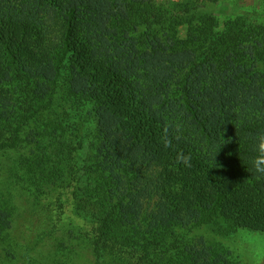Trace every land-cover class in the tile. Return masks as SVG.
<instances>
[{"label": "trees", "instance_id": "obj_1", "mask_svg": "<svg viewBox=\"0 0 264 264\" xmlns=\"http://www.w3.org/2000/svg\"><path fill=\"white\" fill-rule=\"evenodd\" d=\"M259 5L221 25L181 1L0 0V154L31 143L21 164L35 190L77 184L74 209L98 251L88 264L115 240L133 249L129 264H217L220 252L190 254L179 234L166 242L173 212L188 204L234 221L255 204L264 217V176L252 166L264 135ZM157 169L170 201L158 218L133 184Z\"/></svg>", "mask_w": 264, "mask_h": 264}, {"label": "rangeland", "instance_id": "obj_2", "mask_svg": "<svg viewBox=\"0 0 264 264\" xmlns=\"http://www.w3.org/2000/svg\"><path fill=\"white\" fill-rule=\"evenodd\" d=\"M173 1L189 6L196 4L198 11L209 12L215 23L222 25L230 18L257 11L261 0H221L217 3L208 0H157L163 5ZM185 33L186 26H183L181 36ZM26 132H31L27 136L31 138L32 131L27 129ZM5 138V134H0V142L6 141ZM30 151L31 143H28L26 149L0 154V236L4 235L0 239V255L5 253L6 259L0 264H24L23 254L28 257L25 264H88L89 260H95L94 253L98 254V251L90 247V239L95 234L94 226L74 209L77 184L69 185L65 181L69 179L64 175L66 179L48 181L40 191L35 190L21 164L24 155ZM149 172L139 175L141 179L133 182L134 190L145 209L148 207L151 214L158 218L165 211L163 206L170 209V201L166 198L169 186L161 180V169ZM187 194L190 195V192ZM254 206L252 213H238L239 216L232 221L224 217H206L188 204L182 205L173 212L179 223H174V233H169L166 242H172L179 234L185 241L188 239L183 247L190 254L202 250L207 255L220 252L217 264H264V232L259 230L264 228V217H259ZM233 212L237 213L236 210ZM43 228H51L55 232L54 237L43 240V236H37ZM115 241L120 246L115 242L106 246L101 252L105 253V258H98L100 264H129L127 257L133 249ZM174 247L171 246L168 253L175 255ZM158 256L142 260L144 255H140L134 260L165 264Z\"/></svg>", "mask_w": 264, "mask_h": 264}, {"label": "clouds", "instance_id": "obj_3", "mask_svg": "<svg viewBox=\"0 0 264 264\" xmlns=\"http://www.w3.org/2000/svg\"><path fill=\"white\" fill-rule=\"evenodd\" d=\"M257 157L252 161L255 171L264 176V135L260 136L257 143Z\"/></svg>", "mask_w": 264, "mask_h": 264}]
</instances>
